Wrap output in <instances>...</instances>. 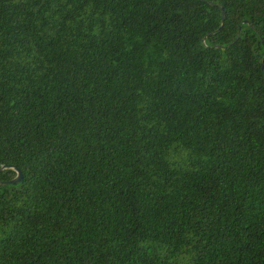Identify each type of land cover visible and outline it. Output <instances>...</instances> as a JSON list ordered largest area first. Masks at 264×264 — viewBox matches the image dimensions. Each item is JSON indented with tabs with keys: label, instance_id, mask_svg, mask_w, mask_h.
<instances>
[{
	"label": "trees",
	"instance_id": "16d2710c",
	"mask_svg": "<svg viewBox=\"0 0 264 264\" xmlns=\"http://www.w3.org/2000/svg\"><path fill=\"white\" fill-rule=\"evenodd\" d=\"M2 167L0 264H264V0H0Z\"/></svg>",
	"mask_w": 264,
	"mask_h": 264
},
{
	"label": "water",
	"instance_id": "95a60500",
	"mask_svg": "<svg viewBox=\"0 0 264 264\" xmlns=\"http://www.w3.org/2000/svg\"><path fill=\"white\" fill-rule=\"evenodd\" d=\"M5 169H8V168L2 167L0 169V172H2ZM13 170L16 172V177L10 182V184L11 185H16V184L20 183L22 177H21V174H20V172L18 170H16L15 168H13Z\"/></svg>",
	"mask_w": 264,
	"mask_h": 264
}]
</instances>
